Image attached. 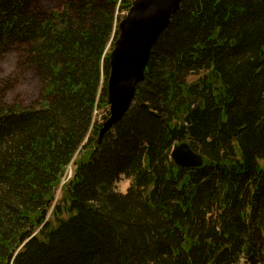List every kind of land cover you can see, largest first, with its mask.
I'll list each match as a JSON object with an SVG mask.
<instances>
[{"label":"trees","instance_id":"1","mask_svg":"<svg viewBox=\"0 0 264 264\" xmlns=\"http://www.w3.org/2000/svg\"><path fill=\"white\" fill-rule=\"evenodd\" d=\"M131 3L0 0V264H264V0H185L96 144Z\"/></svg>","mask_w":264,"mask_h":264},{"label":"water","instance_id":"2","mask_svg":"<svg viewBox=\"0 0 264 264\" xmlns=\"http://www.w3.org/2000/svg\"><path fill=\"white\" fill-rule=\"evenodd\" d=\"M184 1L132 0L128 12L118 22V35L108 54L106 104L109 115L99 129L96 144L130 109L137 86L144 79L153 46ZM170 159L182 168L203 165V157L185 141L172 147Z\"/></svg>","mask_w":264,"mask_h":264},{"label":"rangeland","instance_id":"3","mask_svg":"<svg viewBox=\"0 0 264 264\" xmlns=\"http://www.w3.org/2000/svg\"><path fill=\"white\" fill-rule=\"evenodd\" d=\"M126 13L123 12V13H117V19L118 20H121L123 18V16L125 15ZM112 48V47H111ZM8 78H12L11 77H8ZM33 83V82H32ZM30 81L27 82V86L25 87V90H24V93H22V96L26 99V101H32L35 99L37 93H38V87L37 85H33ZM35 84V83H34ZM26 91L27 94H26ZM31 94V95H30ZM16 97H20L21 96V93H19V89L16 90V94H15ZM104 117H108V107H107V111H100L97 113V116H96V121L97 122H101L103 120ZM72 170H73V167L71 166ZM129 186V180L127 179H122L116 186V190L118 192H121V193H125L127 188ZM244 264V263H242Z\"/></svg>","mask_w":264,"mask_h":264},{"label":"built area","instance_id":"4","mask_svg":"<svg viewBox=\"0 0 264 264\" xmlns=\"http://www.w3.org/2000/svg\"><path fill=\"white\" fill-rule=\"evenodd\" d=\"M68 178L70 177V171H69V173H68V176H67Z\"/></svg>","mask_w":264,"mask_h":264}]
</instances>
